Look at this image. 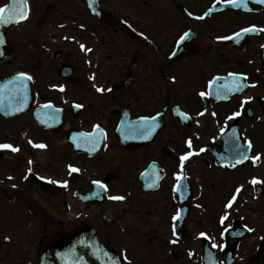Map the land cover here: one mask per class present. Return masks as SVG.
<instances>
[{
    "label": "flooded vegetation",
    "instance_id": "flooded-vegetation-1",
    "mask_svg": "<svg viewBox=\"0 0 264 264\" xmlns=\"http://www.w3.org/2000/svg\"><path fill=\"white\" fill-rule=\"evenodd\" d=\"M28 1L30 2V11L26 22L15 27L12 31L21 34L22 43L30 39L31 43L21 46V49H25L27 46L32 49V46L36 47L40 44L41 33L53 28L50 25L57 21L59 13L68 18L65 22L73 27L71 19L75 11L76 15L73 17L75 21L82 17L87 18L84 20V24L108 34L110 39L107 42L109 45L107 52L116 50L114 52L119 53L118 56L104 61L98 65V69H95L87 66L82 54L77 51V45L74 41L65 43L71 51L69 54L66 53L65 57L69 58L72 51L75 53L76 66H74V71L78 77L81 78L79 74L84 76L87 68L89 72L96 71V75L101 81L124 79L131 57L124 59L121 56L127 55L132 49L133 52L142 50L140 63H143L144 68L141 74L143 78H146V82H142L136 77V70L133 83L128 88L111 94L110 98L114 99L116 104L111 105L112 99L109 100V96H105L107 99L101 100V107L104 109H93V105L90 103L89 109H80V114L76 118L70 109H65L66 122L58 136H53L50 132L38 128L29 114L9 121L0 119V136L2 130L8 127L9 123H12L13 126L9 129L15 131L16 135L20 134L19 137L10 138L5 131L4 138H0V142L15 143L21 146L42 144L46 146L45 150H48L42 159L35 158V161H29L22 156L15 165L20 171L17 178H9L13 171L10 163L3 160L6 172H0V195L5 201L0 200V243H4L6 248L4 254L0 256V264H9L5 262L6 258L12 259V264H38V253L42 249H52L55 242L71 236L78 228L90 223L96 226L101 237L116 250L120 249L124 241H140L143 235L148 232H153L148 236V240L158 239V236L161 239L164 238L163 235L157 233H165V237L169 239L170 235L174 234V217L178 213L179 205L177 199L176 201L170 200L168 196L171 190L168 180L177 172L178 152L182 147V141L176 139L175 133L166 127L152 143L127 148L115 138V130L121 123L123 117L121 109L123 108L128 110L130 117L153 115L156 112L154 109L165 108L166 100L161 104L160 96L157 95L158 89L153 87L157 81L149 69L150 65L154 67V72H156L155 65L158 67L157 71L164 79L163 89L167 90L169 97L174 92L178 96H186V88L188 87L186 83L175 85V89L172 87L174 83L165 73V60L176 48V44L181 38L180 35L190 28L196 32L194 33L195 36L190 38L192 43L190 44V56L198 54L203 42L199 34L200 28H203L202 23L186 20L178 9H173L172 16L167 18V11L161 8L159 0H129L134 3L130 8L125 3L122 5L123 2L118 0V7L121 10H118L115 4L109 6L112 12L109 11L113 16L121 18L123 10L134 9L131 12L133 16L130 18V23L140 33V36L138 40L131 42L128 38L129 31L107 32L101 23L88 13L87 9L81 11L74 0ZM105 1L111 2L112 0H103V2ZM162 1L164 5L168 4V0ZM170 1L174 7H176L177 1H184L183 4H188L191 12L199 16L205 6L204 3L210 0ZM7 2L8 0H0V7H3ZM48 7L50 9L45 20L39 21V17L47 11ZM67 7L73 11L71 14L64 13ZM143 14L150 16L155 22L149 25L145 24ZM126 15L128 14L126 13ZM157 18H163L161 24L157 22ZM213 19L205 20V24L210 30H215L218 26L225 30L228 28V18L219 20L213 17ZM236 19L239 18L236 16ZM203 29L207 33V29ZM84 32L88 36L94 35V32L88 27L84 28ZM121 33L124 36H121ZM32 36L36 39H31ZM206 38L210 39L208 36ZM263 38L264 36L260 39ZM252 42L251 39L250 43ZM126 43L129 44L130 49L123 50L122 46ZM211 49L212 47H210ZM27 54L29 56L40 55L36 49L34 53L28 51ZM40 56L44 59L42 55ZM157 59H162V62ZM182 60L180 59L179 62ZM229 60L230 58L227 57L222 62L228 64ZM209 61H212L210 55L206 56V62ZM38 62L40 61L38 60ZM207 66L212 67L216 72V64ZM38 67L41 68L42 65ZM48 69L49 76L47 70L42 74L45 76L44 80L46 78L48 88L42 89L48 91L49 86H61L64 89L62 85H59L60 82L56 84L58 82L56 78L50 76L52 67ZM208 72H212V70L205 71V73ZM37 85L38 88H41L39 84ZM68 87L69 85H66L65 90L62 91L70 92ZM43 90L40 89L39 93H44ZM188 110L192 111L191 109ZM73 124L84 131H92L97 125L105 130L107 143L99 155L90 158L85 154L73 153L64 138V130L71 128ZM168 146H171L174 152L171 156L169 154L164 155V148ZM154 162L157 163L155 166L161 169L164 176L157 190L146 191L143 189L140 176ZM72 168L79 169V171L73 172ZM32 173L46 177L51 181H57L58 183L52 182L57 189H53L52 194L44 191L37 184L32 183ZM153 173L154 169L149 173L150 178H152ZM94 181H100L103 185H107L106 190L110 200L107 205L96 209L88 201L84 202L76 195V193L89 190ZM65 182L67 186H65ZM155 193H161L165 200L163 206L159 202L157 205L152 197ZM115 196H122L124 199H112ZM17 201L19 207L11 205ZM125 203H128L129 206H122L119 211L121 215H118L116 206ZM13 208L16 209V213L12 210ZM114 210H116L115 213ZM128 210L131 212L129 213ZM124 215L131 216L130 224L126 222L127 219L124 218ZM171 243L172 246L177 247V249L173 248L170 251L172 258L178 260L181 255V242L177 240V242L171 241Z\"/></svg>",
    "mask_w": 264,
    "mask_h": 264
},
{
    "label": "rangeland",
    "instance_id": "rangeland-1",
    "mask_svg": "<svg viewBox=\"0 0 264 264\" xmlns=\"http://www.w3.org/2000/svg\"><path fill=\"white\" fill-rule=\"evenodd\" d=\"M234 13L232 14H227V16L225 18H232V21H229V26L226 29L225 32L231 31L237 27H239L240 25H243L246 21H251V20H255V19H260L262 17H264V14H262L261 16H254V15H244V17L242 19H240L241 21H237L235 18ZM121 36H124L123 33H121ZM118 40V39H117ZM116 40V41H117ZM130 40V39H129ZM30 48V47H29ZM29 48H25L22 49V51L24 52V56L19 59V61L17 63H14V65L12 64H4L3 67L0 69V76L2 75L3 72H6L8 70H12L13 66L17 67V68H28L30 67L32 70H34L36 72V74L38 75L39 78H44L42 75V68L43 66L40 67H35L34 64L31 66V61L33 63L36 62V59L38 57H28L27 53L28 51H31V53H34V50L36 49L37 52H39L40 55L43 56L44 59L51 61L53 60L51 57L50 53H46L44 51H41L40 49H38L35 46H32V50ZM122 48L126 49L129 48V46L125 47L122 46ZM207 47H205L206 49ZM227 51V49H225ZM118 51H120L118 49ZM205 53L201 52L200 55H198L197 57H195L193 60H191L188 64L193 67L195 70V76L194 78L197 80L198 78V73L201 71L200 70V66L203 67V65L205 64L210 65V64H217L219 63L220 60V54L219 51H217L215 49V47L211 50V54H210V58H212V61L206 62V56H204ZM28 58V59H27ZM30 62V63H29ZM183 75V74H182ZM205 76V73L202 72L201 78L203 80ZM187 77V76H186ZM188 79H190L191 77H187ZM79 89V88H78ZM76 91V89L74 88V92ZM74 94V93H72ZM72 94L69 93L70 96H72ZM75 96V95H74ZM73 96V97H74ZM75 98V97H74ZM101 99H99V103L96 105V108L100 107V102ZM218 106H222V105H218ZM218 108V107H216ZM218 111L216 112V121L217 124L214 125L215 120L212 119L211 112H209L207 115H205L206 113L204 111H202V114L200 112L197 113V119L200 123V129H199V134L201 135V139H202V143H205L206 141H212V137L214 135L215 132L218 133V130L222 127L223 123H221V115L222 113H225V110L223 109H217ZM174 121V120H173ZM253 121V120H252ZM254 122H258V124L255 126L254 130H249L250 134L256 138V140H260L262 141V143H264V115L261 114V117H257ZM171 131H173L175 133V137L176 139H178L179 141L183 140V137L187 134L193 135V133L195 131H192L191 133L189 132H185L182 128L179 129L178 126L176 124H172ZM258 132V134L255 133ZM210 139V140H209ZM209 155V154H208ZM210 156V155H209ZM206 156V157H209ZM204 156H201L200 158H197V163L203 158ZM198 164L201 165V167H197V169H194V172L198 173L200 172L199 176L200 178L204 177L205 179V189L200 191V194H203V209L197 210L195 211V213H198L202 216H198V217H194L191 218L188 228L191 231V235L188 237V239L186 241H183L182 246H181V250L185 253V255H181L179 257L178 260H174L170 257V253H168V249L171 248L169 240L165 237L166 234L165 233H157L159 235H163L164 238L161 239L160 236H158V239H152V240H148V236L151 235L153 232H148L147 234L143 235V237L141 238L140 241L137 242H130V241H124L125 245L127 244L128 246L126 247L125 245L121 246L122 249L125 250V253L128 257L129 263L130 264H198L200 259H193L192 257H190L189 253H198V251L200 250L199 247V238L197 233L200 230H205V229H211L213 230L214 234H215V238L214 240L217 242H220L223 237L219 234L220 233V227H216V226H212V221L214 219L217 218V216L219 215V213L221 212H225V208H224V202L226 201V199L230 196L232 189H233V185H236L237 183V179L235 178L234 175H232L231 178V185H222V183L227 181V177H228V172L223 171V170H216V172L212 173V170H209L204 166L203 162H199ZM208 165L210 166V163H208ZM0 172H6L5 168H2L0 170ZM234 172V171H233ZM248 172H250L248 170ZM259 173V172H258ZM235 174V172H234ZM210 175V179L207 181L206 177ZM239 178L241 176H238ZM217 180L218 185L216 187H211L209 185V181H214ZM201 181H196V186L197 184H200ZM199 190V189H198ZM0 200L5 201V199L2 197V195H0ZM217 198V199H215ZM155 201L157 202V205L160 203L162 206L165 202V200L162 198L161 194H158L155 196ZM237 202H235L233 204V208H235V210L233 211V214H238L239 211L241 209H244V212H247V220L251 223H256L258 222L261 218L264 217V196L260 199H255L254 197H252V194H247L246 197H240L239 199L236 200ZM159 202V203H158ZM18 201L15 203H12L11 205H18ZM129 203V202H128ZM128 203H125L124 205H120V206H116V210H118L117 214L121 215V213L119 212L123 207L125 206H129ZM246 204V205H245ZM245 205V206H244ZM244 206V207H243ZM243 207V208H242ZM15 213H16V209H12ZM116 210H114V213L116 212ZM128 212L130 213L131 211L128 210ZM124 218L127 219V223L130 224L131 221V216L128 215H124ZM201 219L203 220V223L201 225H199ZM19 224V223H18ZM226 225V223H225ZM163 228V227H162ZM170 232V231H168ZM169 243V246H167V244ZM11 256V255H10ZM9 256V257H10ZM196 258V257H195ZM6 263L12 264V259H5ZM14 264V263H13ZM243 264V263H242Z\"/></svg>",
    "mask_w": 264,
    "mask_h": 264
},
{
    "label": "snow or ice",
    "instance_id": "snow-or-ice-1",
    "mask_svg": "<svg viewBox=\"0 0 264 264\" xmlns=\"http://www.w3.org/2000/svg\"><path fill=\"white\" fill-rule=\"evenodd\" d=\"M229 3H234L235 6L237 8L243 6V7H247V3H248V0H228ZM260 2H264V0H260ZM29 5H28V0H11V3L10 4H6L4 5L3 7H0V25H7V24H10V23H13V22H19L21 20H24V19H27L28 17V14H29ZM211 11V9L209 10ZM205 15H208V13H205ZM259 29H257L256 26H252L250 28H245V29H242L241 32H238L235 34L234 37H223V39H237L239 40V38L241 37L242 34H247L249 32H256L258 31ZM143 35V34H141ZM188 34L185 33L183 37H181V41H183L185 38H187ZM81 48L82 49H85L86 51H91L90 49H86L84 45H81ZM234 76V80L232 82V87L229 88V91H235V92H241L243 91V89L245 87H247L248 85L244 82V79L242 77V75L240 74H232ZM94 78V77H93ZM31 77L28 76L26 73H20L17 77H16V80H15V83L17 84V88H16V92L17 93H20L21 90H23V96H24V99L26 101V98H27V81L30 80ZM63 90V89H61ZM98 91H101V92H104L105 89L104 88H99ZM201 95H204V93H201ZM251 99V98H249ZM247 102V101H245ZM46 107H51V105H46ZM77 107H83L82 105H77ZM19 110V109H17ZM181 115L185 118V119H188V115L187 114H184V113H181ZM215 115V114H213ZM234 116H239L241 115L240 112H237V113H234L233 114ZM232 117H229V119H231ZM156 122H155V119L154 118H149V117H144L142 118V120L140 121L139 123V127H140V130L142 131L143 133V138L147 139L151 136L152 134V131L155 129L156 127ZM97 128L99 129V125H97ZM235 135V133H234ZM188 143V146L189 148L192 147V140L189 139L187 141ZM79 146V145H78ZM36 147H46L45 145H36ZM248 147L249 149L251 148V142L249 141L248 142ZM0 148H5V149H12L13 151H18L19 149L17 148H13L12 145L10 144H2L0 145ZM93 151L95 150L94 148L92 149ZM193 155V152H188L186 153L184 156H182L180 159H181V169H183L184 167V161L188 160L190 156ZM244 157H242L243 159ZM255 160H259V157H256L254 158ZM232 166H235V165H232ZM71 167V166H70ZM73 172H78L79 169H76V168H72L71 169ZM31 171V170H29ZM185 177L182 175V174H178L177 176V180H182L184 179ZM41 179H44L43 177H41ZM53 183H58L57 181H52ZM97 185H100L101 187L103 188H107V185H103L100 181H96L95 182ZM252 183L253 184H257L258 181L256 179H253L252 180ZM261 183H264V182H261ZM65 186L66 185V182H65ZM177 191H180V188H181V185L178 183L177 186ZM240 189H237V193H239ZM112 199H116V200H122L124 199V197L122 196H115V197H112ZM236 200V195H234L232 197V200H230L228 202V204L226 205L227 208H232L233 206V203L235 202ZM174 219L176 220H179L181 219L180 217V214L178 213L176 217H174ZM228 220V215L225 214V216H223L221 218V223L223 224L225 221ZM245 227L247 228V225H245ZM174 228H175V225H174ZM251 230V229H249ZM202 236H206L205 233H201ZM126 258V257H125Z\"/></svg>",
    "mask_w": 264,
    "mask_h": 264
},
{
    "label": "water",
    "instance_id": "water-1",
    "mask_svg": "<svg viewBox=\"0 0 264 264\" xmlns=\"http://www.w3.org/2000/svg\"><path fill=\"white\" fill-rule=\"evenodd\" d=\"M15 80L16 76L0 82V109H30L32 106L34 98L32 86L29 84L27 88V96L29 95L30 98L27 97L25 101L23 91L16 92ZM83 234H85L84 241L80 238ZM70 243L74 245L73 255L64 253L63 247L59 246L58 258L52 255L45 256L47 260L43 259V264H120L115 258L117 256L109 253L110 250L103 245L92 229L88 232L84 231V233L79 231L70 240ZM205 264H215V262L206 258ZM253 264H264L263 252L255 257Z\"/></svg>",
    "mask_w": 264,
    "mask_h": 264
}]
</instances>
